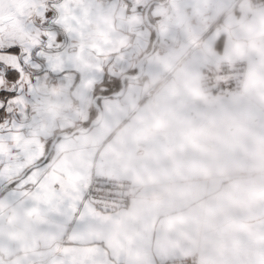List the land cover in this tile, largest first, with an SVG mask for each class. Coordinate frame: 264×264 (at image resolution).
Wrapping results in <instances>:
<instances>
[{
	"label": "crops",
	"instance_id": "obj_1",
	"mask_svg": "<svg viewBox=\"0 0 264 264\" xmlns=\"http://www.w3.org/2000/svg\"><path fill=\"white\" fill-rule=\"evenodd\" d=\"M77 3L67 50L75 71L42 81L29 105L39 134L59 140L48 182L71 171L85 190L103 175L129 180L132 196L113 211L90 200L73 232L71 213L47 188L0 195V264L189 255L199 264H264V4ZM93 50L115 64L119 81L103 98L83 78L98 70ZM234 59L246 64L241 91L200 85L202 67Z\"/></svg>",
	"mask_w": 264,
	"mask_h": 264
},
{
	"label": "snow or ice",
	"instance_id": "obj_2",
	"mask_svg": "<svg viewBox=\"0 0 264 264\" xmlns=\"http://www.w3.org/2000/svg\"><path fill=\"white\" fill-rule=\"evenodd\" d=\"M78 12L77 0H0V195L47 188L71 213L73 232L91 202V186H78L71 171L65 180L48 182L59 140L39 134V117L29 105L42 81L67 80L75 71L68 66L67 50L75 46L72 16ZM88 55L98 70L83 78L92 82L94 96H108L119 86L115 64L94 50ZM81 78L77 73V80ZM65 264L97 260L68 259Z\"/></svg>",
	"mask_w": 264,
	"mask_h": 264
},
{
	"label": "built area",
	"instance_id": "obj_3",
	"mask_svg": "<svg viewBox=\"0 0 264 264\" xmlns=\"http://www.w3.org/2000/svg\"><path fill=\"white\" fill-rule=\"evenodd\" d=\"M250 7L264 4V0H246ZM246 64L234 59L214 66L201 68L200 85L216 95L242 90ZM91 186L90 200L102 210L113 211L125 205L132 196V183L126 179H114L103 175L91 176L86 189ZM156 264H199L196 255L160 259Z\"/></svg>",
	"mask_w": 264,
	"mask_h": 264
},
{
	"label": "water",
	"instance_id": "obj_4",
	"mask_svg": "<svg viewBox=\"0 0 264 264\" xmlns=\"http://www.w3.org/2000/svg\"><path fill=\"white\" fill-rule=\"evenodd\" d=\"M153 44H154V43H152V44H151V48H150V51H151V50L153 49Z\"/></svg>",
	"mask_w": 264,
	"mask_h": 264
}]
</instances>
